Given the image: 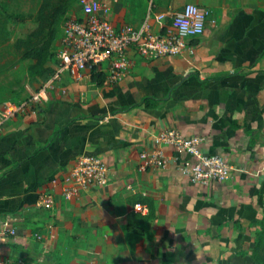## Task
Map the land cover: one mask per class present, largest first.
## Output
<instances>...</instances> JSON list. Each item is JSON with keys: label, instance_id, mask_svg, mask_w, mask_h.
I'll return each instance as SVG.
<instances>
[{"label": "crops", "instance_id": "1", "mask_svg": "<svg viewBox=\"0 0 264 264\" xmlns=\"http://www.w3.org/2000/svg\"><path fill=\"white\" fill-rule=\"evenodd\" d=\"M18 1L0 0V8ZM101 1L115 28L139 27L149 13L152 31L162 33L171 13L189 4L209 16L203 35L189 43L193 54L146 60L129 49L121 81L97 83L84 72L77 82L64 74L35 114L3 126L0 262L251 264L264 218V0ZM168 12L164 23L155 20ZM22 62L21 74L15 67L0 74V104L22 101L45 83ZM166 129L202 137L204 154L233 167L230 178L190 183L179 166L191 158L170 145L162 146L167 166H150L141 154L151 153V135ZM82 155L104 161L107 183L66 201L51 181ZM51 189L54 207L37 208ZM136 204L147 211L136 212ZM4 223L15 236L1 234Z\"/></svg>", "mask_w": 264, "mask_h": 264}, {"label": "built area", "instance_id": "2", "mask_svg": "<svg viewBox=\"0 0 264 264\" xmlns=\"http://www.w3.org/2000/svg\"><path fill=\"white\" fill-rule=\"evenodd\" d=\"M81 16L68 19L63 26L60 47L56 54L59 67L55 73L36 91L19 102L5 101L0 104V132L3 126L17 116L35 114L48 100V93L55 89V83L67 74L74 81H81L84 72L104 73L106 81L116 83L129 73L131 62L127 57L129 49L146 59L155 60L161 56H177L185 51L193 54L190 41L203 35L209 11L196 5H186L180 11L171 13V25L162 33L153 32L149 13L139 27L124 25L115 28L108 16L109 5L101 0H79ZM168 13L155 16L158 23H164ZM65 94V91H62ZM154 150L142 153L141 158L152 167L165 168L168 159L162 146L170 145L177 152H184L191 158L179 166V171L190 183L208 185L211 182L227 181L233 167L221 155H206L201 150L203 138L186 137L175 129H166L151 135ZM108 168L104 161L94 155L79 156L71 171L60 180H52L53 187L59 186L60 195L66 201L79 197L89 190L104 187ZM54 190L41 194L36 206L51 210L55 205ZM138 213H145L147 207L136 204ZM1 234L15 236V229L3 224ZM41 240L40 236H36ZM0 264H5L0 262ZM17 264H25L19 259ZM34 264V263H32Z\"/></svg>", "mask_w": 264, "mask_h": 264}, {"label": "trees", "instance_id": "3", "mask_svg": "<svg viewBox=\"0 0 264 264\" xmlns=\"http://www.w3.org/2000/svg\"><path fill=\"white\" fill-rule=\"evenodd\" d=\"M73 1L41 0L34 17L36 29L16 40L14 46L20 51V60L30 62L27 66L30 77H37L46 82L59 67L55 42ZM20 19L21 17H14L15 21ZM77 19L80 20V17ZM91 74L97 83L105 78L104 73L93 71ZM144 103L148 106L150 101L145 100ZM250 260L251 264H264V218L259 221V230L255 233Z\"/></svg>", "mask_w": 264, "mask_h": 264}, {"label": "rangeland", "instance_id": "4", "mask_svg": "<svg viewBox=\"0 0 264 264\" xmlns=\"http://www.w3.org/2000/svg\"><path fill=\"white\" fill-rule=\"evenodd\" d=\"M40 3L41 0H19L12 8H7L4 11L3 7L0 8V22L5 26L0 28V58L2 56L9 57L4 64L0 62V74L14 69V67L17 69L15 71L18 75L24 70L25 64L22 61H16L17 57H20V51L15 48L14 44L17 39L25 37L36 29L37 25L34 17ZM80 16L79 0H74L67 13V19H77ZM14 17H21V19L15 21ZM67 19L60 26L59 35L55 42L56 51L60 47L63 26ZM18 84L20 89L22 87V80H19Z\"/></svg>", "mask_w": 264, "mask_h": 264}]
</instances>
